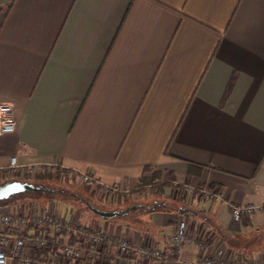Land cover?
Here are the masks:
<instances>
[{"label": "crops", "instance_id": "0c3cea01", "mask_svg": "<svg viewBox=\"0 0 264 264\" xmlns=\"http://www.w3.org/2000/svg\"><path fill=\"white\" fill-rule=\"evenodd\" d=\"M0 102L15 120L0 168L15 156L87 173L88 195L125 207L95 209L135 213L112 234L170 256L183 217L211 256H264V208L241 222L230 210L264 206V0H0ZM153 175L167 184L142 191ZM103 186L119 191L101 200Z\"/></svg>", "mask_w": 264, "mask_h": 264}, {"label": "built area", "instance_id": "2783aa9c", "mask_svg": "<svg viewBox=\"0 0 264 264\" xmlns=\"http://www.w3.org/2000/svg\"><path fill=\"white\" fill-rule=\"evenodd\" d=\"M15 131V120L10 103L0 102V136ZM49 170V169H48ZM44 172L37 164H18L11 156L9 164L0 168V183L10 178L28 181ZM63 172V171H62ZM60 172V173H62ZM90 176L81 172L77 184L84 185ZM195 188L184 186L183 191ZM197 189V188H196ZM203 201H217V192L198 188ZM118 186H103L96 190L98 199L112 198ZM261 206L253 204L232 205L231 216L236 222L250 216ZM209 238L200 230L189 231L186 219L181 217L170 236L171 257L168 264H264V256L257 260H243L240 255L214 256L207 251ZM186 244L195 245L198 255L189 262L179 258ZM166 254L155 242H144L133 236L112 234L102 226H86L78 218L62 216L51 205L39 207L0 203V264H92L111 261L112 264H146L165 259Z\"/></svg>", "mask_w": 264, "mask_h": 264}, {"label": "rangeland", "instance_id": "374dc122", "mask_svg": "<svg viewBox=\"0 0 264 264\" xmlns=\"http://www.w3.org/2000/svg\"><path fill=\"white\" fill-rule=\"evenodd\" d=\"M6 181L7 180L4 182ZM28 181L39 187L40 190L25 191L15 194L7 200L8 203H17L21 205L33 203L39 207H47L51 205L64 217L80 218V221L84 223V225H93L92 220L93 218H96L97 221L104 222L103 225L109 230L115 225V223H127L129 226L135 224L132 220L135 213L132 210L122 216L114 218H101L94 214L91 210L92 207L108 210H116L117 208L122 211H124L123 209L125 207L118 206L115 208V205L113 204L96 201L93 197L87 194L86 190L82 188V185L79 186L77 184V186L72 182H65L55 178L40 180L38 182L33 179ZM2 183H0V185ZM51 190H54V192H51ZM71 194H75L76 196H71ZM138 203L139 205L147 204L143 197Z\"/></svg>", "mask_w": 264, "mask_h": 264}, {"label": "trees", "instance_id": "16d2710c", "mask_svg": "<svg viewBox=\"0 0 264 264\" xmlns=\"http://www.w3.org/2000/svg\"><path fill=\"white\" fill-rule=\"evenodd\" d=\"M233 80H234V77L230 81V84L228 86V89L226 91V94L230 90V87H231V85L233 83ZM54 178L55 179H59V180H64V181L69 180V179H76V181H77L78 174L73 173V172H70L69 173L66 170L62 174H60V172L57 169H55V170H50V171L38 173L33 180H35L36 182H38L40 180H47V179H54ZM166 184H167V182L159 181V180H157L155 178V175H153V176H151V177H149L147 179H142L141 189L144 188L142 190L144 192H147V191L152 192V190H157V189L161 188L162 186H164ZM82 186H85V184L82 185ZM148 186H151V188L148 189L147 188ZM86 187L89 188V184H88V186H85V188ZM95 195H96V192H95ZM0 203L6 204L8 202H7V200H5V201H0ZM170 257L171 256H166L165 259H163L162 261H159V262H155V261H152V260H148L146 262V264H168L167 262L170 260Z\"/></svg>", "mask_w": 264, "mask_h": 264}, {"label": "water", "instance_id": "95a60500", "mask_svg": "<svg viewBox=\"0 0 264 264\" xmlns=\"http://www.w3.org/2000/svg\"><path fill=\"white\" fill-rule=\"evenodd\" d=\"M40 188L34 184L26 181H19L16 179L8 180L0 185V201L8 200L11 196L22 193L25 191L39 190ZM96 214L102 218H112L116 215H120L119 211H101L95 208H91Z\"/></svg>", "mask_w": 264, "mask_h": 264}]
</instances>
